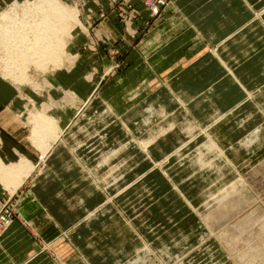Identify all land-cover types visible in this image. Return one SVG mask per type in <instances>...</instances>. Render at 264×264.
<instances>
[{"label":"rangeland","instance_id":"obj_1","mask_svg":"<svg viewBox=\"0 0 264 264\" xmlns=\"http://www.w3.org/2000/svg\"><path fill=\"white\" fill-rule=\"evenodd\" d=\"M45 1L0 0V24L6 14L21 18L27 12L26 22L35 20V25L38 17L31 14L47 4ZM55 1L70 11L64 18L68 30L59 43L63 50L58 59L42 63L44 68H38L35 61L17 65L0 39V82L24 89V98L16 101V108L0 110V124L15 130L30 120L32 134L28 127L22 134L30 136V142L23 143L36 141L33 144L40 150L50 146L46 154L42 151L35 173L25 176L26 167L22 168L24 176L16 173L21 188L31 189L36 182L49 184L40 192L45 208L65 221L62 225L74 223L60 233L70 252L63 255L50 241L40 239L43 252L54 264H264V89L249 91L221 59L231 71L230 80L245 88L248 100L238 98L237 90L223 92L231 100L215 89L198 94L182 85L180 106L175 111L167 109L163 95H153L170 79L166 78V64H160L155 51L145 50L140 42L149 27L146 14L135 1L148 12L147 18L150 16L143 1ZM257 1L260 7L253 8L254 17L264 19V0ZM112 13L124 34L138 41L135 48L140 56H133L134 63L126 58L125 47L115 41L110 46L93 37L96 24ZM140 18L147 21L137 27L134 23ZM217 44H203L199 58L217 49ZM74 53L86 56L87 71L92 73L91 67L97 66L99 75L98 56L107 55L112 61L107 63L106 79L86 101L69 92L65 98L56 89L59 82L78 93L93 89L97 78H82L75 71L69 76L57 75L68 65L66 60L76 61L78 54ZM50 83L54 84L51 94L55 103L51 108L56 119L69 127L53 173L45 174L47 154L63 132L52 116L38 110L44 108L43 102L53 104L45 101L46 92L45 96L37 94L49 90ZM6 90L0 85V91ZM194 97L188 108L187 101ZM254 97L263 104L261 111L247 104ZM32 107L40 115L36 109L31 111ZM51 108L46 112L52 115ZM43 115L50 117L51 129L59 127L55 141L50 136L51 141L49 137L48 141L43 137L38 140L39 132L34 134L35 123ZM143 140L148 141V148ZM24 160L30 163L24 156L2 163L22 164ZM13 175L0 174V187L9 188L11 194L21 185L11 179ZM24 225L33 231L31 222Z\"/></svg>","mask_w":264,"mask_h":264},{"label":"crops","instance_id":"obj_2","mask_svg":"<svg viewBox=\"0 0 264 264\" xmlns=\"http://www.w3.org/2000/svg\"><path fill=\"white\" fill-rule=\"evenodd\" d=\"M100 1L104 4L106 3V0ZM172 1L173 3L166 6L162 11V15L156 20L151 19L149 14L147 18L148 12L141 7L138 1H135L137 8L141 9L144 15L146 14L145 17L148 20L149 27L148 32L143 34L140 39L141 45L145 50L155 51V55L157 54L158 56V62L166 64V78L170 79L166 82L164 88L158 89L153 95L157 93L163 95L165 99L164 106L167 109L175 111L180 106L178 96L182 85H186L185 87L198 94L209 88L215 89L221 97H227L231 100L232 98L228 97V91L235 92L237 90L240 93L237 96L238 98L248 100L245 88L249 91L264 89V19L254 17L253 8L257 9L260 7V3L257 0ZM143 21L140 18L135 21L134 25L138 27V23L141 24ZM146 21L144 22L146 23ZM118 22V20H115L113 13L109 14V16L96 24L92 31L93 37L97 40H102L110 46H114L115 41L117 46L125 47L127 51L126 58L130 63H134L133 56L135 54L140 56L135 48L138 41H136V38L126 33L124 34V30L122 31ZM242 36H245L246 39H239ZM214 42H218V48L208 51V53L199 58L200 53L203 51L200 49L203 44V47H206L213 45ZM102 46L105 45L102 43ZM215 53L218 54L215 55ZM85 57L78 54V58L74 63L71 61L68 63V60H66L68 65L61 68L57 75L69 76L75 71L80 73L82 78L91 80L97 78V80L93 81V89H89L87 93L79 91V94L77 91L72 90L74 89L72 86L59 82L56 89H60L65 98H68L66 96L69 92L75 93L79 100L86 101L97 92L106 79L105 69L107 68V63L112 62L110 58L107 55L98 56L101 70L99 75L97 74V71H99L97 66L91 67L94 72L90 73V70L87 71L88 67L84 65L87 62ZM91 58L95 59L93 55ZM221 59L231 66V69L236 73L245 88H242L240 84L241 87H239L233 80H230L231 71L227 69ZM230 82L234 84L233 87H231ZM8 83L10 82L8 81ZM0 85L7 87L6 92L0 91V110L9 111L11 110L10 108H16V101L24 98L23 87L14 88L4 82H0ZM53 86L54 84L50 83L49 90L46 91H43L44 89L42 88H37V90L43 91L40 93L38 91L37 94L45 96L46 92L48 97L45 101L48 100L53 103L51 94ZM224 91L227 92L223 93ZM195 97L187 101L188 108L193 105ZM261 98L263 99V95H261ZM51 102L49 103L52 104ZM249 102L253 104L255 111L257 109L261 111L260 106L263 108V104L259 103L255 97L251 101H247V104ZM32 103L35 106L36 101L34 100ZM56 104L58 107V103ZM40 105L45 106L38 110H42L47 115L52 116L63 129L61 136L55 141L47 154L49 155V160L44 170L47 171L44 172L46 174L54 171L53 164L58 160L56 158L59 157L58 152L62 149L61 141L69 124L64 125L61 119H56L57 114L51 108L55 106V103L46 106V102H43ZM47 107L54 111L52 115L46 112L49 111ZM32 108L31 111L37 110L36 107ZM23 115H19L20 118ZM30 117L28 116L25 119ZM5 126L0 124V158L3 162L5 159L8 161L6 164H9L11 161H19L20 157L24 156L35 166L30 175L35 173L36 164L43 154L42 150L33 144L35 143L34 141L31 145L30 143L29 145L24 144L23 142H30L28 140L30 136L22 135L25 132L24 128L27 127L32 134L31 121L29 120L28 123L24 122L21 127L15 130L13 127L12 129L10 127L7 129ZM128 128L130 127L128 126ZM14 133H18V135H14ZM22 185L12 194L9 188L0 187V206L6 198L11 197L20 216L14 220L3 235V240L0 244V264H54L48 255L43 252L39 241L40 239L48 240L59 253L67 254L70 252V245L65 243L60 233L65 228H70L74 223L70 226L62 225L61 222L65 221L61 218L59 219L58 216L50 215L45 208L46 204H44L43 196L40 192L47 188L49 184L36 182L31 189L27 187L21 188ZM29 222L32 223L33 231L25 228L26 225L24 224Z\"/></svg>","mask_w":264,"mask_h":264},{"label":"bare ground","instance_id":"obj_3","mask_svg":"<svg viewBox=\"0 0 264 264\" xmlns=\"http://www.w3.org/2000/svg\"><path fill=\"white\" fill-rule=\"evenodd\" d=\"M45 3H46V1H45ZM45 5L40 6L39 7L40 10H38V12L37 11L32 12L31 15L34 18L38 17L37 20L39 21L38 23H36L34 25L33 22L35 20H33L32 24L34 26L31 23L28 24L26 22L25 16L28 15L27 12L24 13L23 17L20 16L21 18H17L18 16H13L12 14H11V16L6 14L4 16L5 19H3L4 21H2V23L0 24V39L2 40L3 44L7 47V50H6L7 53L6 54L9 57L10 56L15 57L14 59H15V63H17V65L21 66L24 63L29 64L30 62L35 61L38 64L37 67L39 68V66H42V63L45 64V62L47 63L48 60L52 61L55 58L58 59L59 56L61 55L60 51L62 52L63 49H60L61 45L59 43H60V41H62V39H64L63 35L66 33V30H68V23L65 22L66 19L64 21V18L68 17L67 15H68V13H70V11L68 12V10H66L61 4H59L55 0H47V4H45ZM47 9H49V10H47ZM46 11H49L50 13L49 12L47 13ZM71 15H73V12L71 13ZM59 18L62 21H60ZM31 26H33L32 30H29V28H31ZM58 45H59V47H58ZM7 60H8V58H7ZM45 67H47V66H45ZM23 78H25V76ZM39 115H40V113H39ZM246 117L247 116H245V118ZM49 119H50V117H49ZM49 119L44 117V115H43V116H41V119L36 121V123L34 122L36 125V126H34V129H36V130L39 129L37 131L35 130V132H34V134L36 132H39V134L36 133L38 135L37 136L38 140H40L43 137L42 139L44 141V139H47V137L50 136L55 141L60 136V130H59L58 126L54 129L53 128L51 129L49 127L50 125L53 124V123L50 124ZM243 120H244V118H243ZM47 128H49V129L47 130ZM51 138H50V141H51ZM47 141H48V139H47ZM143 141H145V140H143ZM40 142H41L40 145H42V141H40ZM145 142H144V146L146 148H148V143H147L148 141L146 140ZM44 146H42L43 147L42 151H43V153L46 154L49 151L50 146H47V144ZM24 161L22 164L3 165L2 160L0 159V172H1L0 174H2V175H4V174H12L13 175L14 174L11 179H13L16 182V185L19 186V184L22 183L21 182L22 180H20V177H19L20 174L21 175L23 174L22 168H25V167L27 168L26 172L24 170L25 176L28 175L32 171L30 169H34V168H32L33 164L31 163V161H30V163L32 165L30 163H28L26 160H24ZM16 173H19V175H17ZM23 176H24V174H23ZM6 182L10 183L9 180L8 181L6 180ZM8 183H6V184H8ZM217 202H219V201H217ZM221 206H222V204H221Z\"/></svg>","mask_w":264,"mask_h":264},{"label":"built area","instance_id":"obj_4","mask_svg":"<svg viewBox=\"0 0 264 264\" xmlns=\"http://www.w3.org/2000/svg\"><path fill=\"white\" fill-rule=\"evenodd\" d=\"M147 6L150 16L156 20L162 15L163 9L173 3L172 0H141ZM17 214L12 198H6L0 207V240L16 218Z\"/></svg>","mask_w":264,"mask_h":264}]
</instances>
